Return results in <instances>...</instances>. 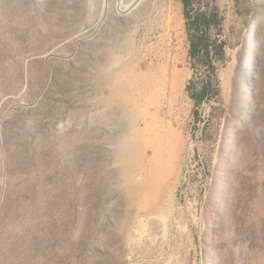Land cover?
Wrapping results in <instances>:
<instances>
[{"label":"rangeland","instance_id":"rangeland-1","mask_svg":"<svg viewBox=\"0 0 264 264\" xmlns=\"http://www.w3.org/2000/svg\"><path fill=\"white\" fill-rule=\"evenodd\" d=\"M192 2L0 0V264H264V0Z\"/></svg>","mask_w":264,"mask_h":264},{"label":"bare ground","instance_id":"bare-ground-1","mask_svg":"<svg viewBox=\"0 0 264 264\" xmlns=\"http://www.w3.org/2000/svg\"><path fill=\"white\" fill-rule=\"evenodd\" d=\"M255 30H256V22H255L254 19H252L251 23H250V25L248 27V30H247L246 34L244 35V43H245L246 49H245V56H244V58L242 60V64H240V68L243 69V73H242V76L240 78V85L243 86V87L246 86L245 81H244L245 78L246 79L247 78L250 79L251 78V74H252V72L250 71V68H251L250 57L252 55V45L254 44V41H255V39H254ZM169 68H170V66H169ZM174 76H175V71L172 70L171 71V79H169L170 81H169V85H168V88L170 90L173 89V87H175L176 84L180 81V77H179L178 74H176V76H177L176 79H174ZM246 91H248V89H246ZM148 101L149 100H146V102H148ZM151 127H152V125H150L149 123H146V125L144 127V129L146 131L144 137H148L149 136V135H147V132L150 131ZM144 141H146V139Z\"/></svg>","mask_w":264,"mask_h":264},{"label":"crops","instance_id":"crops-1","mask_svg":"<svg viewBox=\"0 0 264 264\" xmlns=\"http://www.w3.org/2000/svg\"><path fill=\"white\" fill-rule=\"evenodd\" d=\"M183 3V2H182ZM191 5H193V2H192V0L189 2V4H188V6L186 7V9L187 8H190V6ZM195 12H194V14L193 15H185V17H186V20L188 21V20H190V21H188L189 23H187L188 24V26H187V29H188V31L189 32H192V31H194L195 30V27H194V25L192 24L193 23V21H194V15H196V16H198V15H203V16H207V18H208V13L206 12V11H200L199 9L198 10H194ZM207 25V24H206ZM208 26H209V22H208ZM197 30V29H196ZM203 31L206 33V31H207V26H204L203 27ZM195 32V31H194ZM191 44V43H190Z\"/></svg>","mask_w":264,"mask_h":264},{"label":"trees","instance_id":"trees-1","mask_svg":"<svg viewBox=\"0 0 264 264\" xmlns=\"http://www.w3.org/2000/svg\"><path fill=\"white\" fill-rule=\"evenodd\" d=\"M181 1L183 2L184 6H185V8H186L191 0H181ZM186 14H187V13L185 12V15H186ZM207 25H208V23H207ZM197 45H198V42H194V41L192 42V41H191V46H192L194 49L197 48ZM202 48L205 50V52H206V54H207V51H206V44H205V43L202 45ZM192 54L195 56V51H194V50L192 51ZM208 85H209V84L206 83V85H204L203 90L201 91V93H200L199 95H195V96H193V98L196 100L197 103L200 101V99H201V97L203 96L204 92H205L206 89L208 88Z\"/></svg>","mask_w":264,"mask_h":264}]
</instances>
